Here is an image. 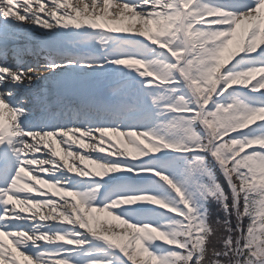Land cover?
Here are the masks:
<instances>
[{
    "label": "snow or ice",
    "instance_id": "1",
    "mask_svg": "<svg viewBox=\"0 0 264 264\" xmlns=\"http://www.w3.org/2000/svg\"><path fill=\"white\" fill-rule=\"evenodd\" d=\"M0 264H264V0H0Z\"/></svg>",
    "mask_w": 264,
    "mask_h": 264
},
{
    "label": "trees",
    "instance_id": "2",
    "mask_svg": "<svg viewBox=\"0 0 264 264\" xmlns=\"http://www.w3.org/2000/svg\"><path fill=\"white\" fill-rule=\"evenodd\" d=\"M210 207H211L213 210H215V206H214V205H210Z\"/></svg>",
    "mask_w": 264,
    "mask_h": 264
}]
</instances>
